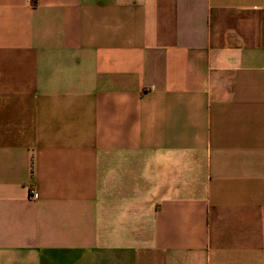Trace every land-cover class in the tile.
I'll list each match as a JSON object with an SVG mask.
<instances>
[{
  "label": "crops",
  "instance_id": "obj_1",
  "mask_svg": "<svg viewBox=\"0 0 264 264\" xmlns=\"http://www.w3.org/2000/svg\"><path fill=\"white\" fill-rule=\"evenodd\" d=\"M0 264H264V0H0Z\"/></svg>",
  "mask_w": 264,
  "mask_h": 264
},
{
  "label": "built area",
  "instance_id": "obj_2",
  "mask_svg": "<svg viewBox=\"0 0 264 264\" xmlns=\"http://www.w3.org/2000/svg\"><path fill=\"white\" fill-rule=\"evenodd\" d=\"M32 195L33 196H36L37 195V191L34 189V190H32Z\"/></svg>",
  "mask_w": 264,
  "mask_h": 264
}]
</instances>
